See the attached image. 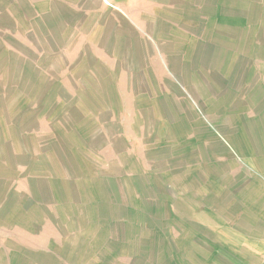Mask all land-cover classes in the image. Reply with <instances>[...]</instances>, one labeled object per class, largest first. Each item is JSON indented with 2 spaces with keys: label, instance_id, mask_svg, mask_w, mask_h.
Returning <instances> with one entry per match:
<instances>
[{
  "label": "rangeland",
  "instance_id": "rangeland-1",
  "mask_svg": "<svg viewBox=\"0 0 264 264\" xmlns=\"http://www.w3.org/2000/svg\"><path fill=\"white\" fill-rule=\"evenodd\" d=\"M252 167L264 0H0V264H264Z\"/></svg>",
  "mask_w": 264,
  "mask_h": 264
},
{
  "label": "crops",
  "instance_id": "crops-1",
  "mask_svg": "<svg viewBox=\"0 0 264 264\" xmlns=\"http://www.w3.org/2000/svg\"><path fill=\"white\" fill-rule=\"evenodd\" d=\"M243 164L246 165V166H248V163L245 164V163L243 162ZM250 169L253 170V172L258 176V179H259L261 182L263 181V183H264V174L261 173V172H258V171H256V170H254L253 167L250 168Z\"/></svg>",
  "mask_w": 264,
  "mask_h": 264
}]
</instances>
